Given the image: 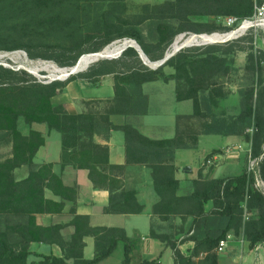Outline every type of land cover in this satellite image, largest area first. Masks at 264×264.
Returning a JSON list of instances; mask_svg holds the SVG:
<instances>
[{"label": "trees", "instance_id": "trees-1", "mask_svg": "<svg viewBox=\"0 0 264 264\" xmlns=\"http://www.w3.org/2000/svg\"><path fill=\"white\" fill-rule=\"evenodd\" d=\"M78 1H108L112 3L111 6H119L122 10L120 13H115L114 8L107 11L99 21L98 29L87 38L92 42L91 47L82 49L78 46L73 55L60 61L66 68L74 66L80 55L99 52L113 40L122 37L135 40L150 61H158L165 56L169 45L181 32L226 29L216 21L206 24L208 26L203 29L192 20L193 16L217 18L235 15L242 19L254 11L253 0H172L154 5L144 4L140 13L127 17L123 15L126 0ZM144 23L147 25L146 33L141 28ZM7 37L0 34V49L24 47L20 41H10ZM66 51H70V48H63V52ZM123 55L138 58L133 47H127ZM164 66L172 67L174 72L165 74ZM222 68H228L226 58L215 51L208 49L200 54H192L184 49L177 51L156 69L140 65L132 66L122 74L114 73L111 69L98 73L115 74L112 102L116 103V107H111L110 114L137 113L130 108L126 94L128 84L138 88L145 82L173 79L176 82V100L192 99L193 116L205 117L199 132L190 131L189 135H185L176 124L173 137L153 139L129 123L114 125L109 114L97 117L91 112L69 113L62 106H54L53 97L69 82L76 80L75 75H70L65 81L41 83L33 78L17 79V72L0 66V145H11L10 155L0 159V217L8 221L5 229L0 230V264H101L115 252L119 244L123 245L124 250L122 264H129L132 248L131 240L123 228L93 226L89 216L76 212L77 187L65 185L53 170V163L34 162L36 152L45 144V136L33 129L23 134L18 127L20 117L27 124L44 123L48 130L60 133L62 165L72 164L76 168L88 170L94 187L109 191L104 213H140L143 205L138 202L136 191L126 188L122 178L112 171L130 164L150 168L154 190L159 197L152 207L153 213L163 220L174 217H180L182 221L190 219L188 234L181 241L173 234L151 231L152 237L166 242L173 250L174 264H218L219 242L231 230L237 235L241 234L251 248L264 243V196L259 189L252 187L254 177L246 171L232 177L210 178L203 176L200 169L197 177L190 181L192 190L185 194L179 193L181 181L176 177L175 163L177 150L196 149L199 135H243L253 115L260 121L255 115L251 93H241L236 113L214 111L223 97H219L214 89L208 95L201 96L202 99L199 97L201 91L209 90L214 84L210 80ZM201 105L204 110H201ZM114 130H121L124 134L125 165L122 166L111 164L108 145L94 139L97 135L109 140ZM253 136V156L260 157L264 137L261 138L258 132ZM23 165L29 168V173L17 180L14 171ZM259 167L264 180V157ZM46 189L59 199L46 197ZM66 202L71 204L73 218L70 222L48 226L38 223L39 215L62 214ZM208 202L212 205L207 209ZM244 206L250 215L246 220L243 216ZM254 211L256 214H252ZM67 225L74 227L69 239H65L61 233ZM86 236L94 240V255L91 259L84 257ZM185 240L194 243L189 255L179 248V244ZM33 242L55 244L59 246L61 256L42 254L38 260L30 261V245ZM139 264L161 263L158 259H152Z\"/></svg>", "mask_w": 264, "mask_h": 264}, {"label": "rangeland", "instance_id": "rangeland-1", "mask_svg": "<svg viewBox=\"0 0 264 264\" xmlns=\"http://www.w3.org/2000/svg\"><path fill=\"white\" fill-rule=\"evenodd\" d=\"M167 1L172 0H126L123 15L128 17L140 13L144 4L154 5ZM111 4L108 1L88 2L78 0L1 1L0 34L8 36L7 38L10 41H20L24 47L12 50L0 49V66L17 72L18 74L15 75L17 79L30 80L33 78L41 83L53 81L58 75L53 69L59 70L66 67L61 65L60 61L73 55L78 46L82 49L91 47L92 42L87 38L98 29L99 21L107 11L114 8L115 13L121 12L122 9L119 6H111ZM228 17L241 19L235 15L217 18L203 15L193 16L192 20L199 23L198 25L203 29L208 26L206 24L213 21L226 27V29L181 32L169 45L167 52L172 51L174 44L177 43L178 46H182L179 50L185 49L192 54H200L209 49L215 51L217 55L224 56L228 68H222L221 71L215 73L214 77L211 78L212 80H210L214 83L211 86L212 88L210 87L209 90L204 92L201 91L198 94L199 97L202 99L201 96L208 95L214 89V92L219 93V97L223 96L219 100V106L214 111L221 112L225 110L227 113H236L241 100V93H251L253 107L256 111L255 115L259 117L260 121L258 122L253 115L251 123L246 127L243 135L227 136V139L215 135H199L198 147L196 149L178 150V160L179 164L184 167L182 172L184 174L189 173L194 177L198 175L200 169H202L203 176L210 178L232 177L246 171L254 177L252 187L259 189L264 196V180L259 167V163L264 157V143L261 144L262 154L260 157H254L252 151L253 135L258 132L261 138L264 137V29L255 28L242 33L237 32L238 35L231 40L205 45L197 44L195 39L192 38L194 35L225 34L235 30L236 25L230 27L226 24ZM141 28L144 33L147 32L146 23L142 24ZM125 39L129 38L122 37L113 40L100 52L107 48L112 50ZM63 48H70V51L63 52ZM91 53L94 52L84 53L80 55L79 59L83 55ZM137 53L138 58L132 55H123V52H121L113 58L99 59L89 64L84 70L72 74L76 76V80L69 82L61 92L53 97V105L62 106L69 113L91 112L97 117L109 114L110 121L117 126L122 124H115L114 121L119 123L121 119L115 117L143 114L147 111L149 104L152 105L154 110L158 111L161 110L160 106L162 105L170 110L183 108V104H174L173 95L176 82L171 79L172 81L169 84H163L161 81L164 80L159 79V82H145L138 88L133 84L126 86L130 108L136 110L137 113L127 115L110 114L111 107H116V103L112 102L115 94V74L98 75V73L104 69H111L115 71L114 73L122 74L126 73L130 67L140 65L156 69L151 64L145 63L138 51ZM163 72L168 75L174 71L172 67L164 66ZM56 80L65 81L62 78ZM187 100L191 103V113L181 114L178 119L176 118L177 126L185 135H189L190 131L199 132L201 123L205 119L204 116H193V100ZM201 110H204L203 105H201ZM18 127L23 133L28 132L30 128L33 130L47 129L44 123L27 124L22 117L18 119ZM60 139V133L52 131L47 146L50 151V158L56 155ZM10 153L11 145L2 143L0 145V157L5 158ZM117 169L112 171L115 175H118ZM28 173L29 168L23 165L15 169L14 176L15 179L19 180L25 178ZM181 184H183V194L190 192L187 191V182ZM252 214H256V212L254 211ZM243 216L245 220L250 216L246 208ZM7 222L6 218L0 217V230L5 229ZM189 226V221H182L180 217L178 219L174 217L165 223L164 231L174 236L179 233H183L185 236L188 234Z\"/></svg>", "mask_w": 264, "mask_h": 264}, {"label": "crops", "instance_id": "crops-1", "mask_svg": "<svg viewBox=\"0 0 264 264\" xmlns=\"http://www.w3.org/2000/svg\"><path fill=\"white\" fill-rule=\"evenodd\" d=\"M171 74V73H169ZM172 80L161 81L163 84H169ZM153 82V81H151ZM159 82V80L155 81ZM144 86V85H143ZM174 104L184 105L183 108L177 110H170L165 105L160 106L161 110H154L152 105H148L147 111L143 114L118 116L121 122L115 124L129 123L134 126L142 134L149 138L161 139L170 138L176 132V117L181 114L191 113L189 100L177 101L174 88ZM32 130L23 134H28ZM35 130V129H34ZM45 136V144L41 146L36 152L33 160L37 164L46 162L53 163V170L61 177L64 184L67 186H76L78 190V197L76 201V212L78 214L89 216L90 223L93 226H109L120 227L126 232V235L131 240V251L129 254V264H139L143 260L158 259L161 264H174L173 250L167 246L166 242L160 241L151 236V231L156 233H167L164 231L165 223L168 220L161 219L152 211L153 205L158 201L159 197L156 194L153 186V179L150 168L130 164L124 168H118V175L122 178L124 186L128 189L136 191V197L140 204L143 205V210L137 214H114L104 213L103 208L108 204L109 191L103 188H95L92 181L89 179L88 170L76 168L72 164L62 165L61 154L63 151L62 137L60 135V144L56 150V155L49 157L50 151L48 140L52 136V131L47 129L38 130ZM57 132V131H56ZM228 137H226L227 139ZM98 143L106 144L109 147V162L114 165H125V148H124V134L121 130H114L109 140H104L99 136H95ZM225 139V140H226ZM224 140V141H225ZM48 148V149H47ZM178 151V150H177ZM0 159H2L0 157ZM176 166L178 167L176 177L181 183L188 184L187 191H191L192 187L190 181L197 177L184 174L183 166L179 164L178 152H176ZM183 184H181L180 193ZM183 194V193H182ZM45 196L58 200L59 198L49 190H45ZM211 202H208L206 208H210ZM71 204L66 202L65 209L62 214H42L38 216V223L44 226L54 224H66L73 218L70 213ZM178 219V217H176ZM190 223V219H187ZM74 232V227L67 225L62 228L61 233L65 239H69ZM228 235L227 245L218 252V264H264V243H258L253 248L249 246V242L237 235L231 230ZM183 233H179L175 238L181 241ZM85 248L84 257L91 259L94 255V240L91 236L84 238ZM194 243L190 240H185L179 244L181 251L187 255L190 254ZM119 249V250H118ZM32 254L29 260H38L39 255L54 254L61 256L59 246L55 244L33 242L30 245ZM124 257L123 245L119 244L115 252L107 259L103 260L101 264H122Z\"/></svg>", "mask_w": 264, "mask_h": 264}, {"label": "built area", "instance_id": "built-area-1", "mask_svg": "<svg viewBox=\"0 0 264 264\" xmlns=\"http://www.w3.org/2000/svg\"><path fill=\"white\" fill-rule=\"evenodd\" d=\"M254 2V11L252 13V15L250 16H247L245 18H242V19H238L236 17H228L226 19V24L230 27L236 25L235 27V30H232L231 32H229L230 34H234L235 32L239 31L241 28H244L245 30H243L242 32H246L250 29H255V28H261V29H264V0H253ZM240 32V33H242ZM229 33H213L211 35H206V36H226L228 35ZM238 34H235V37L237 36ZM204 35H197V36H193L192 38L195 39V42L197 44H200V45H205V44H209V42L205 41L204 38H203ZM234 37V38H235ZM133 40V39H132ZM200 40V41H198ZM231 40V39H230ZM128 41H131V39H125L122 43L120 44H123V43H126ZM127 47H130L129 45H124L121 52H123ZM120 52V53H121ZM119 53V54H120ZM231 236L230 235H227V237L225 239H222L220 242H219V246L217 248V251H221L223 249V247L225 245H227V242L229 240Z\"/></svg>", "mask_w": 264, "mask_h": 264}, {"label": "bare ground", "instance_id": "bare-ground-1", "mask_svg": "<svg viewBox=\"0 0 264 264\" xmlns=\"http://www.w3.org/2000/svg\"><path fill=\"white\" fill-rule=\"evenodd\" d=\"M243 30H245V29L244 28H241L237 32L240 33ZM237 32H235L234 34H230L229 33L226 36H217V37L216 36L214 37V36H206V35H204L203 38H204L205 41H207L209 43L225 42V41H228V40L234 38L235 37V34H238ZM124 45L125 46L126 45L136 46L132 41H128L126 43L120 44V45L112 48V50H110L109 48H107L106 50H103L100 53H91V54L83 55L77 61V63L74 66H72V67H69V68H61L59 70H57L55 68L54 69L52 68V69H53L54 72H57L59 76L61 74H64V73L68 72L70 69H73V71H72L73 73H77V72H79L81 70H84L89 64H91V63H93V62H95V61H97L99 59L113 58L114 56L118 55L121 52V50H122V48H123ZM181 47L178 46L177 43H176V44H174L172 51H168V52L169 53L174 52V51L176 52ZM147 64H151L152 65V63H148V62H147Z\"/></svg>", "mask_w": 264, "mask_h": 264}, {"label": "water", "instance_id": "water-1", "mask_svg": "<svg viewBox=\"0 0 264 264\" xmlns=\"http://www.w3.org/2000/svg\"><path fill=\"white\" fill-rule=\"evenodd\" d=\"M131 41H132L136 46H131V45H129V46H130V47H133L136 51L139 52V55L144 59V62H145V63H147V62H148V63H152V67H153V68H157V67L163 65V64L165 63V61H166L168 58H170L172 55H174V54L177 52V51H176V52L174 51V52H171V53L166 52V53H165V56H164L161 60H158V61H154V62H152V61H150V60L146 57V55L144 54V52L141 50L139 44H138L135 40H132V39H131ZM97 53H100V51L97 52ZM65 68H66V67H65ZM72 71H73V69H70L68 72H66V73H64V74H61L60 76L57 75L56 78H54V80H56V79H60V78H62V79H66V78H68L70 75L74 74Z\"/></svg>", "mask_w": 264, "mask_h": 264}]
</instances>
